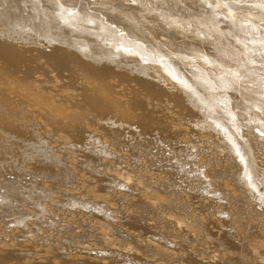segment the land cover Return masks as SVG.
I'll return each mask as SVG.
<instances>
[{"label":"rangeland","instance_id":"rangeland-1","mask_svg":"<svg viewBox=\"0 0 264 264\" xmlns=\"http://www.w3.org/2000/svg\"><path fill=\"white\" fill-rule=\"evenodd\" d=\"M58 4L171 60L211 51L210 12L224 28L264 26V0H0V43L29 59L12 75L0 63L6 264H264V206L241 184L206 95L86 27L61 26ZM53 47L106 67L113 107L85 102L84 76L48 61ZM68 115L79 136L59 127ZM243 141L264 175L261 133L243 129Z\"/></svg>","mask_w":264,"mask_h":264},{"label":"bare ground","instance_id":"bare-ground-1","mask_svg":"<svg viewBox=\"0 0 264 264\" xmlns=\"http://www.w3.org/2000/svg\"><path fill=\"white\" fill-rule=\"evenodd\" d=\"M55 10V18L61 26L72 30L86 27L87 32H91L110 51L158 64L170 78L204 93L217 130L239 166L241 184L259 205L264 206V175L252 166L243 150V129H255L264 139V66L258 65L264 59V26L231 18L224 28L218 24L216 15L210 12V23L202 38L211 51L201 55H178L171 60L110 27L90 25L92 21L72 7L58 4ZM17 48L11 43H0L1 73L12 75L22 66L27 68L29 59L26 55L23 57V51ZM46 57L59 69H68L70 76H84L88 85L85 102L97 111L102 113L112 106L106 67L92 68L60 47H53ZM29 74L30 70L26 69L22 81H27ZM59 127L72 137L83 132L72 115H68ZM11 258L12 255L0 246V264L10 262Z\"/></svg>","mask_w":264,"mask_h":264}]
</instances>
